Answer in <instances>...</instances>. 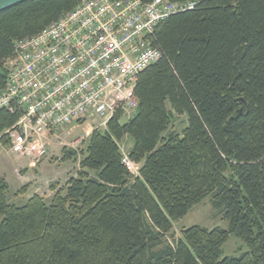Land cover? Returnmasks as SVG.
I'll return each mask as SVG.
<instances>
[{"label": "trees", "instance_id": "obj_1", "mask_svg": "<svg viewBox=\"0 0 264 264\" xmlns=\"http://www.w3.org/2000/svg\"><path fill=\"white\" fill-rule=\"evenodd\" d=\"M81 2L30 0L0 13V90L15 43ZM153 44L161 58L138 79L136 114L94 130L77 175L52 199L17 206L0 180V264H264V0H203L163 22ZM176 115L187 127L166 135ZM17 121L0 111V135ZM129 137L136 174L122 162ZM207 198L229 230L176 237L174 221ZM230 235L249 250L222 258Z\"/></svg>", "mask_w": 264, "mask_h": 264}, {"label": "built area", "instance_id": "obj_2", "mask_svg": "<svg viewBox=\"0 0 264 264\" xmlns=\"http://www.w3.org/2000/svg\"><path fill=\"white\" fill-rule=\"evenodd\" d=\"M203 0H82L39 35L17 41L0 90V111L18 117L0 135L10 152L33 166L49 155L50 137L81 121L121 113L132 118L140 75L161 58L153 40L170 16L192 10ZM136 174L138 166L124 155Z\"/></svg>", "mask_w": 264, "mask_h": 264}, {"label": "rangeland", "instance_id": "obj_3", "mask_svg": "<svg viewBox=\"0 0 264 264\" xmlns=\"http://www.w3.org/2000/svg\"><path fill=\"white\" fill-rule=\"evenodd\" d=\"M101 121L102 119L100 118H97L96 121H81L65 127L59 130L57 134L51 136L49 155L41 161L48 162L39 166L42 176H44L45 178L62 176V174H64L68 169H71L70 173L76 175L77 171L80 169L81 153L86 149L89 143L90 135L94 132V130L104 131V128H97V125L101 123ZM186 127L187 117L176 115L174 118V124L166 135L171 133H181ZM121 146L124 154L128 155L129 151L134 148L135 142L132 138L129 137L121 143ZM65 149L67 153H76L77 160L76 158L70 157V155H68V157L65 156ZM29 161V159L19 161L18 156L10 152V147L8 146L6 138L3 137V140H0V177L4 175H13L15 171L20 167L28 165ZM41 162H39L38 164H40ZM0 180L5 179L1 178ZM56 183L53 181L50 182V184H52L51 187L52 190L54 189V192H50L51 188H48L47 190L45 189L46 191L40 190L37 192H42L40 196L46 198L47 200H50V198L53 197L59 189L65 186H54ZM16 194L17 192L14 189L10 190V193H8L11 200L13 201L11 203L17 206H21L22 204H20L21 202L19 200L14 201V198L16 199ZM48 194L53 196L49 197ZM173 225V233L178 238L180 237L181 231L183 229H189L194 226H200L209 230H213L216 228L229 230L230 227L229 222L225 220L221 215L217 214V212L213 208L210 198H207L202 203L195 206L192 211H190L184 218L174 221ZM248 250L249 248L247 247L245 241H243L236 235H230L228 241L223 247L222 258L240 257Z\"/></svg>", "mask_w": 264, "mask_h": 264}, {"label": "crops", "instance_id": "obj_4", "mask_svg": "<svg viewBox=\"0 0 264 264\" xmlns=\"http://www.w3.org/2000/svg\"><path fill=\"white\" fill-rule=\"evenodd\" d=\"M130 152V151H129ZM19 158V161H23L25 158ZM48 161L41 162L40 164H37L33 166L32 162L29 161L28 165H24L23 167H20L18 170L15 171L13 175H4L1 178L5 179L6 183L9 186V193L10 190L14 189L16 190V199L14 198V201H20L22 205H25L29 199H31L35 195H41V193H38L37 191H46L48 188H51L50 192H54L52 190V184L50 182H57L54 186L61 187L65 185L70 178L77 175L70 173L71 169L66 170L62 176H54L53 178H45L42 176L41 170L39 169V166L46 163ZM34 171V172H32ZM69 173V174H68ZM50 184V185H49ZM46 189V190H45ZM49 197L53 196L48 194ZM48 197V198H49ZM9 201L13 202L8 195ZM52 199V197L50 198ZM21 205V206H22Z\"/></svg>", "mask_w": 264, "mask_h": 264}, {"label": "water", "instance_id": "obj_5", "mask_svg": "<svg viewBox=\"0 0 264 264\" xmlns=\"http://www.w3.org/2000/svg\"><path fill=\"white\" fill-rule=\"evenodd\" d=\"M30 0H0V13Z\"/></svg>", "mask_w": 264, "mask_h": 264}, {"label": "bare ground", "instance_id": "obj_6", "mask_svg": "<svg viewBox=\"0 0 264 264\" xmlns=\"http://www.w3.org/2000/svg\"><path fill=\"white\" fill-rule=\"evenodd\" d=\"M123 162V161H122Z\"/></svg>", "mask_w": 264, "mask_h": 264}]
</instances>
